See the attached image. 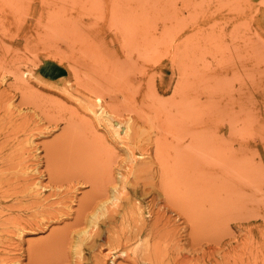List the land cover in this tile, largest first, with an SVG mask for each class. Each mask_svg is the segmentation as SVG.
<instances>
[{
	"label": "rangeland",
	"instance_id": "374dc122",
	"mask_svg": "<svg viewBox=\"0 0 264 264\" xmlns=\"http://www.w3.org/2000/svg\"><path fill=\"white\" fill-rule=\"evenodd\" d=\"M71 261L264 264V0H0V264Z\"/></svg>",
	"mask_w": 264,
	"mask_h": 264
},
{
	"label": "bare ground",
	"instance_id": "6f19581e",
	"mask_svg": "<svg viewBox=\"0 0 264 264\" xmlns=\"http://www.w3.org/2000/svg\"><path fill=\"white\" fill-rule=\"evenodd\" d=\"M19 75V74H18ZM19 77V76H18ZM18 77H16L17 78V82H19L18 80H19V78ZM20 81L22 82L23 81V79L21 80V78H20ZM21 82H19V83H21ZM23 84V83H22ZM28 91V90H27ZM27 91H25V92H27ZM88 98V97H87ZM88 100H89V98H88ZM87 100V101H88ZM98 104V105H97ZM105 104V103H104ZM114 109L113 110H116V108L117 107H113ZM85 109H87L88 110V113H90L91 114V117H90V120L92 121V123L93 124H95L96 126H100L101 128H102V130L104 131V133H105V135L107 136V139L109 138V139H111V140H113L117 145H119V146H121V147H123L124 148V150H126V152H129V149H130V147H131V142H133V145H134V143H135V140H137V139H139L140 137H141V135H144V134H142L143 133V128H141V126H138V125H136V126H134V125H132V126H130V125H128V124H130V123H128V122H122V123H120L119 122V120L116 118V117H114L113 115H112V112H111V110H108L107 109V106H104L103 105V102H102V100H101V98L100 97H97L96 99H95V103L93 104L92 102H91V100L90 101H88V103L87 104H85ZM120 112V110L118 111V113ZM125 120V119H124ZM147 131V130H146ZM143 137V136H142ZM142 139V138H141ZM149 143V142H148ZM155 143V142H154ZM151 144H152V142H151ZM138 145V144H137ZM149 145H150V143H149ZM136 147V146H135ZM142 147V146H141ZM157 147V146H156ZM132 148V147H131ZM137 148V147H136ZM131 150V149H130ZM133 150H134V147H133ZM133 150H131V152H129V156H128V160L130 161V163H131V167H129L130 168V170H131V172H132V174H140V172L142 173L143 172V170L145 171V173L147 174V172L148 171H150L151 170V168L149 169H147V172H146V170L144 169L145 168V166H146V163H144V161L143 160H140V159H137V157L136 156H138L137 154H133V153H135V152H132ZM154 150V149H153ZM156 153V152H155ZM147 154H148V152H147ZM125 155H127V154H125ZM140 156H138V157H141V153L139 154ZM149 155V154H148ZM154 155V154H153ZM149 157V156H148ZM157 157H159V156H157ZM157 157H156V159H157ZM150 158V157H149ZM148 160V159H147ZM151 160V159H150ZM149 160V161H150ZM152 161V160H151ZM150 161V162H151ZM157 161V160H156ZM149 162V163H150ZM129 163V164H130ZM148 164V163H147ZM148 165H151V166H153L151 163L150 164H148ZM129 166V165H128ZM159 166V165H158ZM160 167V166H159ZM162 167V166H161ZM160 167V168H161ZM128 169V168H127ZM129 170V169H128ZM161 170V169H160ZM165 171V170H164ZM131 172H130V174H131ZM161 172V171H160ZM117 174V173H116ZM129 174V175H130ZM121 176V175H120ZM132 176H135V175H132ZM146 176V175H145ZM124 177H125V175H124ZM123 177V178H124ZM150 176H148V178H149ZM152 177V176H151ZM123 178H121V179H123ZM132 178H134V177H132ZM131 178V179H132ZM147 178V177H146ZM145 178V179H146ZM125 179V178H124ZM128 180H129V178H127ZM141 179V178H140ZM136 180H138V176H137V178H136ZM142 180H144V178H142ZM151 180V179H150ZM115 181V180H114ZM124 181V180H123ZM148 182H149V179H148ZM151 182V181H150ZM126 183V182H125ZM127 184H129V183H127ZM126 184V185H127ZM153 184V183H152ZM164 185V184H163ZM37 186V192L38 193H41L40 192V185H39V183L36 185ZM148 186V185H147ZM153 186V185H152ZM165 186V185H164ZM42 187V186H41ZM113 187V186H112ZM125 187V186H124ZM129 187H130V185H129ZM140 187V186H139ZM142 188H144V187H142ZM164 188V187H163ZM138 189V188H137ZM116 190V187L114 188L113 187V189H112V191H111V195L112 194H115L114 192H116L115 191ZM125 190V189H124ZM164 190V189H163ZM138 192V191H137ZM144 192V191H143ZM110 193V192H109ZM108 196V195H107ZM137 196V195H136ZM111 197H114V196H111ZM129 199V198H128ZM126 200V201H129V200ZM134 199V198H133ZM107 200V199H106ZM109 201H111L110 199H109ZM109 201H103V202H101V203H97L98 204V206H97V209H96V211L98 210V208L100 209L101 208V210L103 209V208H105V207H102L103 205H105V204H107ZM152 201V200H151ZM156 201V200H155ZM133 202V205L134 206H136L135 205V203H134V201H132ZM154 203V202H153ZM155 204V203H154ZM132 205V204H131ZM106 206V205H105ZM123 206V205H122ZM121 206V207H122ZM124 207H125V205H124ZM127 207V206H126ZM129 207H131L130 206V204H128V207H127V209L129 208ZM120 208V207H119ZM119 208H117V209H119ZM95 209V208H94ZM93 209V210H94ZM117 209H115V211L117 212H120L119 210H117ZM138 209V208H137ZM152 209V208H151ZM125 210V209H124ZM133 210V209H132ZM135 210V209H134ZM100 211V210H99ZM114 211V210H113ZM113 211H112V213H113ZM93 212V211H92ZM115 212V213H116ZM123 212V211H122ZM95 213H97V212H95ZM114 213V214H115ZM121 213V212H120ZM127 213V212H126ZM125 212H123V214H126ZM129 213V212H128ZM135 213V216H137L136 214V212H134ZM98 214V213H97ZM117 214V213H116ZM115 214V215H116ZM122 214V213H121ZM122 214V215H123ZM138 214H140L139 212H138ZM96 215V214H95ZM95 215L94 214H91V215H89L87 218H86V225H87V230H88V226H89V224L93 221L92 219H93V217H95ZM114 215V216H115ZM122 215H118L119 217H122V220H123V218L125 217V215H124V217L122 216ZM127 215V214H126ZM130 215V214H129ZM132 215V217H133V214H131ZM114 216H112V218H114ZM134 216V217H135ZM138 216H140V215H138ZM116 217V216H115ZM127 217V216H126ZM117 218V217H116ZM128 218V217H127ZM135 218H137V217H135ZM115 219V218H114ZM121 218H119V220H120ZM132 219V218H131ZM143 219V218H142ZM142 219H139V220H141L142 222H144V227H145V224H146V222L145 221H143ZM92 220V221H91ZM112 220V219H111ZM110 220V221H111ZM124 220H125V218H124ZM135 220V219H134ZM138 220V219H137ZM91 221V222H90ZM121 221V220H120ZM115 222H117V221H115ZM115 222H114V224H115ZM134 222V221H133ZM138 222V221H137ZM141 223V222H140ZM114 224L112 225V223L110 224V225H112V227L114 226ZM133 224V223H132ZM149 224V223H148ZM140 225V224H139ZM139 225H137L138 227H139ZM133 226V225H132ZM142 226V225H141ZM141 226H140V228H141ZM150 226V225H149ZM153 226V225H152ZM140 228H139V231L140 232H142V228H141V230H140ZM150 228V227H149ZM106 229H109L108 227H106ZM112 229V228H111ZM135 229H136V232L138 233L139 231H138V228H136L135 227ZM87 230H86V232H87ZM147 230H148V227H147ZM146 230V231H147ZM149 231V230H148ZM80 232H82L83 234H85V230H84V228H83V230L82 231H80ZM108 232H110L109 230H108ZM82 233H80V234H82ZM105 233H107L106 231H105ZM79 234V233H78ZM89 234V233H88ZM87 233H86V235H88ZM139 234L140 233H138V235L137 236H139ZM77 235V234H76ZM99 235V234H98ZM82 236V235H81ZM91 236V235H90ZM136 236V235H135ZM84 237H85V235H84ZM103 237V236H102ZM108 237V236H107ZM87 238H89V237H87ZM94 238V237H93ZM76 239L74 238V241H75ZM84 240H85V238H84ZM79 241H80V239H79ZM96 241V240H95ZM82 242H83V240H82ZM91 243V242H90ZM74 244V243H73ZM79 245V244H78ZM78 245H76V247L78 246ZM85 245V244H84ZM90 245V244H89ZM93 245V244H92ZM87 246V245H86ZM79 247V246H78ZM94 248V247H93ZM123 255V254H122ZM74 256H76L75 254H74ZM105 257V256H104ZM71 258V257H70ZM74 258V257H73ZM106 258V257H105ZM108 258H106V260H107ZM73 260H75V259H73ZM105 260V259H104ZM103 260V261H104ZM106 260L104 261V262H106ZM76 261V260H75ZM93 262V261H92ZM77 263H79V262H77ZM113 263V262H112ZM70 264H75V263H73V261H71V263Z\"/></svg>",
	"mask_w": 264,
	"mask_h": 264
}]
</instances>
